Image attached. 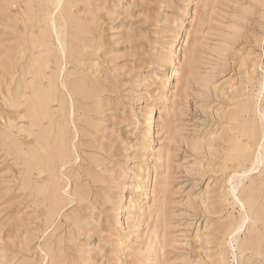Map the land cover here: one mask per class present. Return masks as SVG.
<instances>
[{"label": "rangeland", "instance_id": "1", "mask_svg": "<svg viewBox=\"0 0 264 264\" xmlns=\"http://www.w3.org/2000/svg\"><path fill=\"white\" fill-rule=\"evenodd\" d=\"M0 264H264V0H0Z\"/></svg>", "mask_w": 264, "mask_h": 264}, {"label": "bare ground", "instance_id": "2", "mask_svg": "<svg viewBox=\"0 0 264 264\" xmlns=\"http://www.w3.org/2000/svg\"><path fill=\"white\" fill-rule=\"evenodd\" d=\"M62 1L63 0H53V5H56V6H58V8H59V6H60V4L62 3ZM46 3H48L47 1H46ZM49 5H51L50 3H49ZM50 18V17H49ZM50 22V21H49ZM54 24V23H53ZM55 27V26H54ZM56 28L57 27H55V28H53V30L55 29L56 30ZM56 40H58V38L56 39ZM59 44H60V42H58ZM61 47V46H60ZM167 80H171V79H173V78H175V77H177V74H176V71L175 72H172V73H170V74H168L167 76ZM262 162H259L252 170L254 171L255 169L257 170V166L259 165V166H261L260 164H261ZM254 165V164H253Z\"/></svg>", "mask_w": 264, "mask_h": 264}]
</instances>
